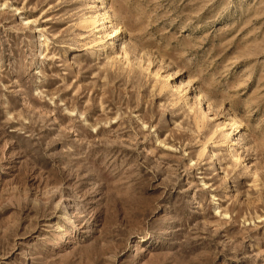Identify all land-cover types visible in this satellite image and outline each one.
<instances>
[{
  "label": "rangeland",
  "instance_id": "rangeland-1",
  "mask_svg": "<svg viewBox=\"0 0 264 264\" xmlns=\"http://www.w3.org/2000/svg\"><path fill=\"white\" fill-rule=\"evenodd\" d=\"M0 264H264V0H0Z\"/></svg>",
  "mask_w": 264,
  "mask_h": 264
},
{
  "label": "bare ground",
  "instance_id": "bare-ground-1",
  "mask_svg": "<svg viewBox=\"0 0 264 264\" xmlns=\"http://www.w3.org/2000/svg\"><path fill=\"white\" fill-rule=\"evenodd\" d=\"M90 18V17H89ZM88 18V19H89ZM84 21H88V22H90L91 23V25L93 26V27H97L98 28V26H101V27H104L105 25H107L108 24V22H110V20H109V15H107V14H104V15H102L101 16V18H100V22H99V17L98 18H94V17H91L89 20H85L84 19ZM114 30H113V32L115 31V33L117 32V29L116 28H113ZM96 30H99V28L98 29H96ZM104 37H106V34H104L103 33V35H101V37L99 36V39H96V40H94L95 42H98L99 40H101V39H104ZM101 38V39H100ZM117 45H116V43H115V41H112L111 42V44H107V45H103L102 46V49L105 51L106 49H108L109 48V51L111 52V53H116L117 52V50H118V46L116 47ZM118 53V52H117ZM112 57V56H111ZM114 57V56H113ZM166 78H167V76H166ZM224 127V126H223ZM234 143H236V142H234ZM231 146H232V144H231Z\"/></svg>",
  "mask_w": 264,
  "mask_h": 264
}]
</instances>
